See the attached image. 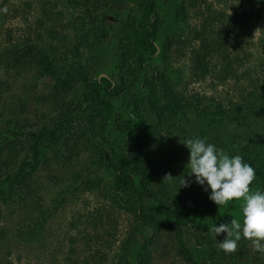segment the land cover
<instances>
[{
	"label": "trees",
	"instance_id": "trees-1",
	"mask_svg": "<svg viewBox=\"0 0 264 264\" xmlns=\"http://www.w3.org/2000/svg\"><path fill=\"white\" fill-rule=\"evenodd\" d=\"M77 1L66 4L71 15L68 21L83 23L88 20L89 26H93L92 33L94 34L95 29L97 31L94 39L103 35L95 26L109 6L133 1L139 10V16L131 27L127 25L132 38L126 43L123 40L119 48V83L114 84L106 78L91 83L88 94L79 106L69 107L70 113H67L69 108L65 107L67 104L64 101L74 90L76 81L85 80L79 54L81 47L88 44L87 36L79 38L81 42L68 41L71 30L57 25L67 21L69 15L63 13V9H57L55 0H31L36 17L22 32V36H17L4 27L8 12L0 11V74L12 72L14 76H35L40 81L50 79L52 85L48 86L44 97L49 103L48 111H51L52 106H58L59 112L58 119L52 118L56 126L54 130L43 128L28 143L9 140L0 145V216L6 217V210L3 209H7L11 216L15 213V209L8 204V196L12 194L10 190L23 192V207H27L28 211L22 228L24 225L28 228L33 226L36 242L43 241L42 227L50 222L51 214L48 211L42 212L37 198L42 169L53 171L51 163L54 162L57 168L66 172L75 165L73 161L76 163L81 157L83 166L86 162L88 167H84L82 175L76 173L72 176L75 186L69 194L94 192L112 210L95 209L84 217L77 218L79 224L73 225L72 230L75 232L73 236L77 238L68 240L70 247L62 259L63 264H119V258H123L124 264H128L129 246L137 234L146 229L153 231L154 236L166 235L173 244L172 247L189 264H235L238 259L244 260L253 248L251 241L241 239L236 252L226 253L217 246L218 241L224 239L225 234H221L217 238L214 235L201 238L208 250L206 257L200 258L199 262L195 261L196 256L185 241L186 230L202 214L215 213L218 206L209 199V194L203 193L202 186L194 182V177L191 178L189 187L180 186L183 177L189 179L188 169L182 166V156L172 147V142L166 148L162 140L156 138L159 130H164L170 137L175 133L183 135L184 139L187 136L211 139V143L230 156H242L255 169L256 179L250 187L256 186L257 189L264 190V134H261L262 139H257L254 133L244 134L242 130V123L249 114L256 109L264 110V83L251 84L252 103L234 104L232 109L220 107L208 110L195 107L188 99L180 97L170 81L159 76L160 90L170 106L163 108L151 104L157 120L154 126L155 136L149 132L145 137L128 136L120 118L114 119V102L129 94L132 97L133 113L141 117L142 107L148 100H154L152 94L155 92V81H141V76L147 72L148 62L159 53L156 38L162 24L156 0H81L83 5L77 4ZM261 3L264 5V0ZM26 5L30 8V3ZM185 15L184 7L179 6L177 16ZM221 15L215 10L208 13L201 22V29L196 32L195 38L200 42L199 49L194 52L191 61L192 77L195 80L215 77L219 81H226L239 77L238 65L245 61L244 56L239 55L244 46L240 43L241 34L237 23H232L233 20L236 22L235 19L226 21ZM173 45L172 39H168L161 51L163 59L171 60L185 46L181 43L180 48L173 50ZM217 70L220 76H210V73ZM2 84L4 83L0 82V91L3 89ZM139 88L151 93H140V99L137 100L132 91ZM85 105L103 122L95 124L97 118L93 117L89 120L87 131L79 130L77 133L71 117ZM188 110L196 112L193 120L186 115ZM112 116L119 131L117 138L108 134L107 130ZM232 127L239 130V135L244 136L230 133ZM263 129L261 127L259 131ZM223 135L228 137L227 141ZM60 145L64 147V155H56L46 162L40 160L43 148L55 149ZM29 153L31 159L27 160ZM90 166H94L95 170ZM102 171L107 174L106 179L103 178ZM168 174L173 177L171 181L164 179ZM116 215L127 217L129 224L123 242L115 248L118 225ZM17 231H20L19 228H16L15 232ZM149 257L150 252L145 248L139 253L137 263L147 264Z\"/></svg>",
	"mask_w": 264,
	"mask_h": 264
},
{
	"label": "rangeland",
	"instance_id": "rangeland-1",
	"mask_svg": "<svg viewBox=\"0 0 264 264\" xmlns=\"http://www.w3.org/2000/svg\"><path fill=\"white\" fill-rule=\"evenodd\" d=\"M73 2L74 0H70V2L55 0L57 9H63L61 11L67 13V16L70 13V8L66 7V4ZM80 2L81 0H78L76 3L83 5ZM26 3H30V8ZM156 3L162 24L156 38L159 53L148 62L147 72L141 76V81L143 79L155 81V92L152 94L154 100H148L142 107L141 117L133 113L132 97L129 94L114 102V119L120 118L123 126L127 129L126 135L145 137L149 132L153 137L155 136L154 126H156L157 120L151 104L163 108L170 106L164 93L160 90L159 76L166 77L180 97L188 99L193 106H200L201 109L217 110L220 107L232 109L234 104L252 103L251 84L264 83V9L261 8L264 5L261 0H156ZM179 6L184 7L185 16H177ZM5 8L8 17L4 27L17 36H22V32L36 17L31 0H0V9ZM214 10L222 14L221 16L226 21L236 20V22L233 20L232 23H237L236 26L241 34L240 43L244 45L239 55L244 56L243 60L245 61L238 65L239 77L237 79L219 81L213 77L198 81L192 77L191 65L194 52L199 49L200 43L195 38L196 32L201 29V22L207 17V14ZM138 16L139 10L133 1H124L109 6L99 17L95 26L99 33L103 34L99 39H94L97 31L95 29L94 34L92 33L93 26H89L88 20H84L83 23H75L68 21L71 19V15H69L67 21H62L57 25L59 28L71 30L70 37H68L69 42L79 40L84 36H87L88 42L85 47H81L79 54L80 63L84 67L85 80L83 82L79 79L76 81L74 90L65 98L64 102L67 104L65 107L76 108L79 106L89 92V85L101 78H106L114 84L119 83V48L123 40L126 43L132 38L128 33L127 25L131 27ZM87 31L90 33L87 34ZM168 39H172L174 43L173 50L180 48L181 43L185 45L171 60L163 59L161 53ZM175 40H177L176 43ZM210 76H220L219 71L210 73ZM0 82L4 83L2 84L3 89L0 91V145L9 140H21L28 143L32 136L38 134L41 129L54 130L56 128L53 119H58V106L55 108L52 106L51 111H48L49 103L44 97L48 92V86L52 85L50 79L40 81L35 76H14L12 72H6L0 74ZM140 93L151 92L143 88L132 91L137 100L140 99ZM70 108L67 113H70ZM186 115L193 120L196 112L188 110ZM96 116L97 114L92 109L86 105L82 106V109L71 117L74 120L73 126L77 133L80 132L79 130L86 132L89 128V120ZM102 122L103 119L100 118L95 120V124ZM242 125L244 134L245 132L254 133L257 139H262L261 134H264V129L262 131L259 129L264 128V110L256 109L249 114ZM234 129L232 127L230 133L239 135V130ZM107 130L108 134L114 138L119 137L113 116L107 124ZM173 135L170 137L164 130H159L156 140L161 139L166 148L172 142V145L174 144L172 147H175L176 152L182 156L183 168L188 169L189 150L183 142L190 136L184 139L183 135L175 133ZM239 136L243 137L244 135ZM223 138L225 141L228 139L225 135ZM206 140L211 143V139L206 138ZM64 154L65 150L62 145L55 149L52 147L43 148L40 160L46 162L47 159ZM30 159L31 154L29 153L27 160ZM73 163L75 165L66 172L57 168L54 162L51 163L53 171L48 172L44 168L42 169L38 186L40 193L37 198L42 206V212L48 211L51 218L50 222L42 227L41 232L44 234V240L39 243L34 238L33 226L28 228L24 225L22 228L25 213L28 211L27 207H23V192L10 190L12 194L8 196V204L15 209V213L11 216L7 209L1 208L6 210V217L0 216V238L2 237L0 239V264H63L62 259L70 247L68 240L76 237L73 236L75 232L72 230L73 225L79 224L77 218L84 217L95 209L112 210L94 192L69 194L75 186L72 176L76 173L82 175L84 167H88L86 162L83 166L84 161L81 157L76 163L75 161ZM94 166H90V168L95 170ZM102 175L104 179L107 178V174H103V171ZM251 188L257 189L256 186ZM203 193L209 194L204 188ZM240 205L241 201H230L228 205L219 206L213 214H202L193 225L187 228L185 241L196 256V262H199L200 258L206 257L205 253L208 247L205 246V241H202L201 238L213 235L209 231L213 224L217 223L218 226L219 223L228 222L231 218L242 220ZM115 219L118 222L117 237L114 243L116 248L125 238L129 221L124 215L117 216ZM16 228H19L20 231L15 232ZM3 233H5L4 236ZM172 246L173 244L166 235L154 236L153 231L146 229L137 234L134 242L129 246L128 264H139L137 257L145 248L150 252L147 264H189L185 257ZM119 264H124L123 258H119ZM235 264H264V253H259L252 248L244 260L238 259Z\"/></svg>",
	"mask_w": 264,
	"mask_h": 264
},
{
	"label": "clouds",
	"instance_id": "clouds-1",
	"mask_svg": "<svg viewBox=\"0 0 264 264\" xmlns=\"http://www.w3.org/2000/svg\"><path fill=\"white\" fill-rule=\"evenodd\" d=\"M183 144L189 150V179L183 177L180 186L189 187L194 177V182L209 192V199L218 207L233 200L241 201L242 220L231 218L209 229L215 238L225 234L224 239L218 241V248L233 253L241 239H248L255 251L264 253V190L250 187L256 179L255 169L242 156H230L206 138H188ZM172 178L168 174L164 179L171 181Z\"/></svg>",
	"mask_w": 264,
	"mask_h": 264
}]
</instances>
